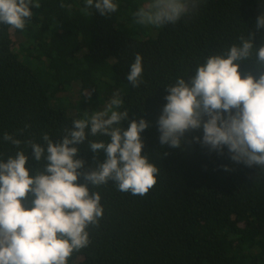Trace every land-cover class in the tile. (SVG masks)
Wrapping results in <instances>:
<instances>
[{"label":"trees","instance_id":"1","mask_svg":"<svg viewBox=\"0 0 264 264\" xmlns=\"http://www.w3.org/2000/svg\"><path fill=\"white\" fill-rule=\"evenodd\" d=\"M114 2L117 10L101 15L85 13L86 0H34L40 7H31L23 30L0 24V160L23 150L35 175L40 164L27 141L43 144L46 133L58 142L75 119L103 111L118 94V110L128 111L122 130L132 120L149 123L141 155L159 169L156 184L144 196L121 192L113 181L87 184L100 194L103 215L68 264H264V168L233 161L226 146L219 152L195 141L202 128L185 132L179 148L161 146L157 125L167 86L189 81L242 35L254 33L256 49L264 44V29L256 28L264 0H189L185 15L159 27L135 23L147 0ZM136 54L143 71L133 87L126 76ZM240 71L258 77L254 61L241 62ZM5 133L21 144L5 141ZM76 146L85 161L78 171L105 160L87 139ZM77 183L87 182L81 176Z\"/></svg>","mask_w":264,"mask_h":264},{"label":"clouds","instance_id":"2","mask_svg":"<svg viewBox=\"0 0 264 264\" xmlns=\"http://www.w3.org/2000/svg\"><path fill=\"white\" fill-rule=\"evenodd\" d=\"M31 7L40 4L0 0V24L23 30ZM90 8L108 15L118 5L114 0H86L85 13ZM188 10L189 0H147L134 13L135 23L159 27L175 23ZM256 28L264 29V14L257 17ZM254 35H242L239 44L207 57L189 81L178 78L167 86V103L157 121L161 146L179 148L185 132L202 128V138L194 137L195 141L219 152L226 146L233 161L264 168V44L254 48ZM244 61H254L258 77L251 71L242 75ZM142 71V57L136 54L126 76L133 87L142 82ZM121 104L114 95L103 111L75 119L58 142L46 133L43 144L27 141L40 164L35 175L25 167L28 157L23 150L6 162L0 160V264H68L74 251L87 247V228L103 215L100 194H90L87 184L97 187L113 181L119 191L139 196L156 184L159 169L141 155L140 133L149 123L132 120L122 130L120 123L128 111H119ZM89 135L108 137L110 142L88 140ZM3 139L21 144L8 133ZM86 139L93 153L103 150L105 160L81 172L85 161L76 158V145ZM81 176L86 184L77 183ZM29 194L30 206L22 203Z\"/></svg>","mask_w":264,"mask_h":264}]
</instances>
